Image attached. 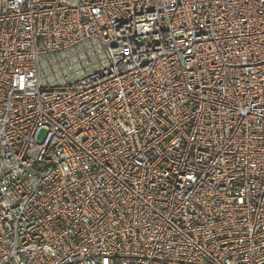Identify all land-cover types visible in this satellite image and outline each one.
<instances>
[{
    "label": "built area",
    "instance_id": "2783aa9c",
    "mask_svg": "<svg viewBox=\"0 0 264 264\" xmlns=\"http://www.w3.org/2000/svg\"><path fill=\"white\" fill-rule=\"evenodd\" d=\"M0 264H264V0H0Z\"/></svg>",
    "mask_w": 264,
    "mask_h": 264
},
{
    "label": "rangeland",
    "instance_id": "374dc122",
    "mask_svg": "<svg viewBox=\"0 0 264 264\" xmlns=\"http://www.w3.org/2000/svg\"><path fill=\"white\" fill-rule=\"evenodd\" d=\"M40 138H43V135H41Z\"/></svg>",
    "mask_w": 264,
    "mask_h": 264
}]
</instances>
